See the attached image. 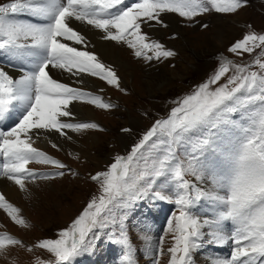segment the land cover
Listing matches in <instances>:
<instances>
[{"label":"snow or ice","instance_id":"obj_1","mask_svg":"<svg viewBox=\"0 0 264 264\" xmlns=\"http://www.w3.org/2000/svg\"><path fill=\"white\" fill-rule=\"evenodd\" d=\"M124 3L8 0L0 4V56L21 70V75L13 78L0 68V122L10 114L16 117L14 126L0 127V178L22 192L30 194L29 184L62 178L68 169L67 164L34 146L41 132L71 139L69 131L102 130L95 122H74L72 106L114 107L99 95L55 79L51 69L71 77H96L120 89V78L112 67L95 53L74 46L86 49L88 40L71 26L73 22L91 26L103 34L102 39L126 44L136 58L151 62L176 53L151 40L142 31V23L162 24L160 17L165 13L194 21L210 10L235 13L244 6V0H137L121 7ZM261 46L264 35L252 33L230 51L250 54ZM254 63L261 71L221 61L217 71L177 100L169 116L157 120L127 156L116 157L107 171L92 176L99 182L101 194L87 204L70 228L59 232V238L34 245L54 258H37L36 264H74L91 250L104 229L117 224V213L125 214L124 210L149 196L173 203L178 212L167 225L174 239L167 249L169 264H194L192 252L201 247L205 236L207 243L223 245L231 240L234 244L230 258L213 264H264V63L259 59ZM229 72L233 74L228 76ZM51 147L61 150L55 142ZM34 163L56 171L29 167ZM188 177L198 182L207 177L213 190ZM201 200L210 202L215 216L202 219L193 213ZM0 209L14 224L31 228L3 193ZM226 222L232 226L230 232L225 230ZM113 235V242L125 249V264H137L122 224L119 234ZM163 245L164 236L155 248L150 238L146 242L145 251L150 257L154 254V264H160L165 254ZM17 246L26 248L14 236L0 235V253ZM27 251L33 252V247Z\"/></svg>","mask_w":264,"mask_h":264},{"label":"rangeland","instance_id":"obj_2","mask_svg":"<svg viewBox=\"0 0 264 264\" xmlns=\"http://www.w3.org/2000/svg\"><path fill=\"white\" fill-rule=\"evenodd\" d=\"M6 2L8 0H0V4ZM167 14L171 13L161 15L162 24H157L154 21L142 23V31L151 40L157 41L164 45L166 49L174 51L175 56L159 61L153 59L149 62L136 58L133 51L126 44L117 43V47L122 49L124 53L128 52L125 58L136 70V74L123 78L119 73L120 71L117 70L118 67L108 64L120 78V89H123V91L93 77L94 80L101 83L102 90L92 89L90 90L91 93L103 97L105 102L114 105V107L111 110H103L88 105L97 111V120L84 118L78 119L77 122H95L102 130H87L74 135H77L81 140L86 133L97 134L100 147L97 149L95 146L91 147L92 154L95 155L96 159L83 157L74 151L72 147H61L59 144L61 150L57 151L51 147L52 143H50L55 141H49L42 151L67 164L68 169L71 171L65 169V176L57 178L56 181L51 183H38L29 187L30 192L33 188L36 191L34 197L25 194L18 196L15 200L18 204L7 199L21 210V215L30 223L31 228L25 229L14 224L6 212L0 209V235L7 233L22 240L26 245V248L23 249L17 246L0 253V264H36L37 258L45 261L54 259L47 252L35 248L34 245L44 239L59 238V232L70 228L72 222L81 214L87 204L101 194L99 182L93 181L92 176L107 171L116 157L127 156L133 146L142 139L143 135L153 127L157 120L169 116L170 111L177 106V100L191 94L217 71L221 61L227 59L234 64L250 65L251 71H261L254 62L259 59L264 63V55L261 54L264 52V46L256 48L250 54H237L231 52L230 49L248 34L264 35V0H244V6L235 13H218L215 10H210L197 16L194 21H187L173 13L182 21L179 22V26L182 28L181 33L172 29V22L167 18ZM238 17L243 18L242 23L235 21V19L238 20ZM24 19H27V17H24ZM218 19L224 22L227 21V26L232 29L230 35H228L227 31L229 30H227L226 35L222 36L221 39L218 28L221 24L216 23ZM184 37L191 38L189 45L183 42ZM206 38H209L207 43ZM161 70H165L168 74L167 78L172 77L173 80L155 78L154 91H150L144 84L148 79L147 74L159 75L162 73ZM170 72H174L176 75H172ZM20 73V71H17L15 74L18 77V75H21ZM232 74V72H229L228 76ZM60 75L57 79L59 81L62 80L64 74L61 73ZM228 76L222 79L220 83H224ZM158 82L162 85L159 84L158 86ZM69 140L73 141V136ZM30 166L39 171H56L50 166L35 163ZM188 179L194 181L193 177H188ZM194 182L200 187L206 186L202 182ZM157 184L159 185V181ZM206 184L210 187L208 183ZM159 201L149 196L124 210L125 214L117 213V224L104 229L94 242L91 250L76 258L74 263L125 264L124 255L121 256L122 253L125 254V249L113 242L115 238L113 233L118 235L122 224L123 230L126 231L130 239L137 264H154V254L153 257H150L145 251L146 242L150 238L155 248L161 236H164L165 254L161 257L160 264H169L170 254H168L167 249L173 245L174 239L173 234L167 232V225L173 214L178 215V212L173 210L174 212L171 211L170 214L164 212L165 215H163V211L157 205ZM153 205L160 211L158 217L155 216L157 220L158 218L161 220L160 227L157 228L152 226L148 214L149 209H153ZM171 205L172 209L176 208L173 203ZM208 205H210V202L203 200L202 203L194 207L196 210L194 209L193 213L199 215L202 219L205 218L207 213L204 207L207 208ZM148 206L149 209H147ZM153 212H156V210L153 209ZM212 212L215 214L214 211ZM165 221L167 222L163 227ZM225 230L230 232L232 229L225 225ZM207 240L208 237L205 236L201 247L192 252L194 264H213L215 260L230 258L234 247L231 240L219 245L228 248L226 256L221 255L225 250L220 253L221 250L216 248L218 245L207 243ZM27 247H33V252H28Z\"/></svg>","mask_w":264,"mask_h":264},{"label":"bare ground","instance_id":"obj_3","mask_svg":"<svg viewBox=\"0 0 264 264\" xmlns=\"http://www.w3.org/2000/svg\"><path fill=\"white\" fill-rule=\"evenodd\" d=\"M167 18H169L170 22H172L171 23L172 29L176 32L181 33L182 28L179 26V22H182V21L173 13L167 14ZM235 21L242 23L243 18L238 17V20L235 19ZM216 23L221 24V26L220 25L218 26L219 32H220V36H219L220 39L222 36L226 35L227 30H229V31H227L228 35L231 34L232 29L230 26L229 27L227 26V23H228L227 21L224 22L221 19H218L216 21ZM71 26L74 27L75 29L79 30L83 35L86 36V38L88 40V47L86 49L82 45H75L77 48H79L81 50H87L89 52L95 53L99 57V59L100 60L102 59V62L105 63V65H107V66H108V64H112V65L118 67L117 70L120 71L119 73L121 74V76L123 78H128L130 75L136 74V70L133 68L131 63H129V61L125 58V55L128 52L124 53V51L122 49L117 47V42L106 41V40L102 39L103 34L101 32H99L98 30L91 28V26L80 24L79 22H73ZM223 30H224L225 34H223L224 33ZM185 33H186V31H185ZM190 39L191 38H187V37L185 38L184 37L183 42H185L187 45H189L191 42ZM208 40H209V38L205 39L206 43L208 42ZM0 60L2 62L6 63L4 65L8 69H10L9 73L11 74V76L13 78L19 77V75L17 77L15 73L17 71L21 72V70L16 68L15 66H12L10 64V62L7 61V57L0 56ZM161 71H162V73L159 75L158 74L152 75L151 73L147 74L148 79L146 80V82L144 84H145V87H147L150 91H154L153 85H154V80H156L155 78L163 79V80H171L172 79V77L170 79L167 78L168 74L165 70H161ZM170 73L172 75H176L174 72L173 73L170 72ZM170 73H169V75H170ZM50 74L55 79H59V77L61 76L60 75L61 70L52 69ZM63 74H64V76H63L61 81L63 83L69 84L73 87L79 85V86H82L83 88H85L89 92H91L90 90H92V89L100 90L102 88L101 83H99L97 80H94L93 77H90L87 75H82L80 77H71L68 73H63ZM79 80H83L84 82L79 83L78 82ZM159 84L160 83L158 82L157 85L159 86ZM161 85L162 84H160V86ZM93 93L96 94L97 92H93ZM109 94H110V92H109ZM72 111L75 114L74 122H77L78 119H84V118H89V119H94V120H97V118H98L97 111H95L93 108L89 107L88 105H84V104L82 105L80 103H75L72 106ZM11 126H14V125H9V123L7 121L0 122V127H2V128H10ZM74 134L75 133H72V132L68 133V135L70 137L73 136L74 140L73 141L71 140L72 141L71 142L69 139H66L64 137H60L56 133H43V132H41L39 135V138L36 139V143L34 144V146L37 148H40L42 150L43 148L45 149V147L47 146V143L49 141L53 140L57 144H59L61 147L62 146L72 147V149H74V151H76L77 153H79L83 157L87 156L88 159L95 160L96 157H95V155L92 154L91 147L95 146L96 149L100 147V141H99L97 134H95V133L87 134L86 133L83 135L81 140L77 137V135H74ZM0 180H1L0 181V193H3L6 199H8L9 201H12L16 204H18L15 201L18 196H23L25 194V195H28L29 197L30 196L34 197V195L36 193L34 188L29 194V193H25V192H22L21 190H19L18 186L13 184L11 181L6 180L5 178H0ZM53 181H56V180H53ZM53 181H41V182H37L35 184H38V183L48 184V183H51ZM202 183H203V185H206V186H203V188L207 189L208 191H212L211 187H209L206 184L207 183L206 181H204ZM35 184H29L28 187H32ZM204 209L206 210L207 214L210 211H214L209 205L207 206V208L204 207ZM0 215H1V213H0ZM212 215L214 216L215 214L212 213Z\"/></svg>","mask_w":264,"mask_h":264}]
</instances>
